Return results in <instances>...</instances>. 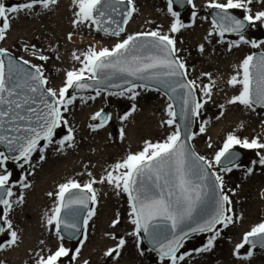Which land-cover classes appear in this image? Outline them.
Instances as JSON below:
<instances>
[{
    "label": "snow or ice",
    "instance_id": "6c2138e0",
    "mask_svg": "<svg viewBox=\"0 0 264 264\" xmlns=\"http://www.w3.org/2000/svg\"><path fill=\"white\" fill-rule=\"evenodd\" d=\"M71 2L75 9L74 26L90 22L97 25L98 30L116 37H119L124 29L118 22L112 21L111 13L121 15L117 5L126 3L127 9L122 13L123 23L126 24L136 10L134 0H71ZM179 2L180 0H168V12L175 18L169 28L171 33L189 26L181 23L178 13L173 11V3ZM186 2L191 4L192 0ZM255 2L256 0H226L221 3L212 0L209 5L219 10L216 13L214 26L221 37L226 32L239 34V39L230 42L229 47L240 43H251L253 47H258L255 40L249 41L243 34L248 26H254L258 21L264 26V10L255 14L251 12L250 6ZM260 2L264 3V0ZM56 3L57 0H26L21 4L6 6L3 0H0V21H2L0 40L5 39L6 32L11 28L10 21L15 18V14L30 13L37 5L49 9ZM234 9L244 11L242 19L231 13L230 10ZM192 15L195 16L196 13L193 12ZM104 17L115 23L116 27L111 29L103 27ZM209 35L212 33L210 32ZM178 52L174 37L158 30L128 35L111 49L96 50L90 47L82 54L83 58L73 53V59L78 60L81 67L66 73L64 84L58 92L51 87H45L47 81L42 66L33 64L31 67L34 71H29L10 57L7 66L4 60L0 59V144L6 145L9 152L8 155L0 152V169L4 168L8 160L23 161L27 164L32 153L36 151L41 153V160L45 159L44 148L54 143V130L68 123L62 116V110L67 112L68 106L77 99L75 94L68 95L70 89L83 90L95 87L96 96H99L104 91L101 85L114 77H119L125 85L130 86L111 94L123 96L130 93L129 98L134 99L138 95L135 89L145 88L148 85L146 83L137 85L133 80L127 79L131 77L135 80L160 84L167 90L166 94L171 93L182 101L179 113L174 110L171 103L167 105L169 119L163 121V124L175 125V130L164 140L156 143L145 141L142 150L129 153L121 162L114 164L112 170L101 176L99 181L88 173L90 179L83 184L75 179H68L58 185L55 193H48L49 196H55L56 203L50 214L45 213L46 223L52 225L55 222L57 236H60L61 228L69 238L79 231L76 219L81 208L88 209L87 215L83 217V226L87 227L89 220L95 214V208H88V204L91 202L95 205L97 202V191L93 187L96 183H107L128 194L132 216L130 222L134 226L131 234L139 237L143 232L154 245L153 250L158 252L162 260L166 259L168 264H180L185 261L190 253L180 250L184 242L194 234L214 233L203 247L194 249L195 252H205L213 247V242L220 234L217 225L226 228L234 222L233 215L230 214L233 212L232 202L229 195L224 192V178L211 169L214 165H221L220 171L227 173L239 167L237 162L239 154L233 151L236 145L244 149L261 150L257 151L258 163L264 165V142H260L258 137L249 140L230 132L211 160L197 155L191 149L188 141H191L195 135L190 131L193 118L200 115V110L207 101L201 103L196 100L194 92L200 86L196 85L195 81L186 79V65L177 55ZM0 54H6V49L0 48ZM38 59L45 61L48 57L39 55ZM23 64L28 65L30 61L23 60ZM239 67L243 70L242 79H238L239 73H237L227 81L230 86L239 85V92L226 103L244 105L249 109L254 105L264 107V52L260 53L259 57L246 56ZM85 73L88 75L86 76ZM214 83L213 81L212 84ZM201 91L210 99L212 85H204ZM80 99L83 101L85 98L80 97ZM87 99L94 100L95 97L89 96ZM220 108L223 109L224 105H220ZM132 110H135V105L132 106ZM177 115L184 123L183 129L176 124ZM107 118L106 114L98 111L91 119L93 121L99 119L100 122L89 127L93 130L101 128ZM72 131L69 128L68 134L57 142L60 145L59 151H63L64 147L73 146ZM199 131L201 133L205 131L203 124L200 125ZM41 141H44L43 147L40 146ZM247 171L252 172V169L249 168ZM10 177L11 172L7 170L0 174V206H2L0 223L3 225L0 226V233H7L8 236L0 243V249L5 246L11 247L19 239L17 231L13 230L9 213L16 204L23 201V197L18 200L11 199L13 192ZM23 179L21 177V181ZM22 186L27 188L29 185L24 183ZM208 207L210 210L205 211ZM118 223L119 219L112 221L113 226ZM83 242L80 241L81 244ZM125 243L124 238H119V243L114 248H109L104 255L113 257L115 254L118 257ZM245 244H250L252 247L259 245L264 249V221L244 233L242 242L236 245V250L243 248ZM79 252V247L75 252H71L61 243L55 251L47 256H41L37 264H60L61 258L69 256L75 260ZM252 255L253 252L249 250L242 259L246 260ZM84 264H87V261Z\"/></svg>",
    "mask_w": 264,
    "mask_h": 264
},
{
    "label": "rangeland",
    "instance_id": "374dc122",
    "mask_svg": "<svg viewBox=\"0 0 264 264\" xmlns=\"http://www.w3.org/2000/svg\"><path fill=\"white\" fill-rule=\"evenodd\" d=\"M59 0H57L58 2ZM63 10L62 15L58 19H51L46 21L45 15L42 13V7L39 5L35 6L30 13L21 12L19 14H15V18L11 19V28L6 32L5 39L0 40V48H4L7 51L14 54L16 57L21 58L23 60L30 61L31 65L42 66L43 75L47 81L45 87H51L55 90H59L60 87L63 86L65 81V76L68 71L73 69H78L81 67V64L78 60L73 59V53L81 56L83 58V53L86 52L90 47L97 49V46L94 43L81 44L79 47H76V44L69 42L66 34L71 35H82L89 38H94L101 44V48H109L111 49L117 42L122 41L127 38L128 35H133L139 32H150V31H161L162 33H166L176 40V48L179 49L177 55L181 58V60L186 65L187 70V78L188 80L195 81L196 85L200 87L195 89V93L197 96V101L204 103V107L200 110V115L195 117L194 125L192 133H195L193 139L190 141V144L196 154L205 156L207 159L211 160L215 155V152L223 145H216L218 139L213 138L210 135L211 128L215 127L217 122L220 120L224 114H221L222 110L217 112L218 107L214 102L218 99L217 94L211 95L209 99L207 96H204L201 89L204 85L211 84L214 81L213 78L208 77V71L199 67V63L202 65L200 60V55L205 54V58L208 59L213 57V53H209V47L202 48L199 41H192L188 39L189 30L193 27L194 21L199 18V24H205L208 30L212 33L219 43L223 45H229L230 42L236 41L239 39L238 35H227L224 34L221 37L214 23L210 19V17L205 13V9L209 8V5L212 3V0H204L202 2V6L197 11L193 9V0L192 3L187 5V8L180 12L174 5H172L173 11L178 13V19L181 23L185 25H189L188 27H184L180 29V31L176 33H171L169 31L170 25L175 19L171 13L168 12V0H134L135 12L128 19L130 21L138 20L140 23V27L136 26L132 30L126 31V24L124 27V32L119 36H111L104 33L101 30H98L94 24L86 23L79 26H74L73 20L76 19L74 15V5L71 0H61ZM6 6L17 5L26 2V0H3ZM218 2H226V0H218ZM252 14L260 10H264V3H261L260 0H256L251 6ZM235 14L243 17V10H230ZM195 12L196 15L193 16L192 13ZM50 17V16H48ZM2 23V21H0ZM67 32V33H66ZM65 33V43H67V47L63 45L61 40L62 34ZM244 36L247 40L253 41L255 40L258 44V47H253L251 43L245 44L240 43L239 45H233L229 47L232 51L235 48L241 49V62L243 59L251 55L255 50H264V26L261 25V22H256L254 26H248L246 31H244ZM199 42V45H198ZM199 46V48H198ZM208 51V52H207ZM223 51L222 50H219ZM219 52H215V55H219ZM207 54V56H206ZM39 55H45L48 57L47 60L41 61L38 59ZM204 59V57L202 58ZM240 73L243 77V70L240 68ZM207 74V75H205ZM87 76L88 74L85 73ZM203 78L204 80H202ZM136 89L143 92H152L156 94L159 99L164 100L166 104H169V99L163 94L161 91L156 90L154 88H140ZM135 89V90H136ZM104 91L110 93L112 97L117 95H113L111 93H117L119 91H110L104 89ZM77 96V99L73 102V104L68 106V111L64 112L62 110V116L65 120H67V125H61L57 129L54 130L53 141L54 143L49 144L44 149H53L55 147V142L61 140L65 135L68 134V129L71 128L75 133L79 130V124L81 121V115L83 111L82 103L88 104V106L93 105L97 97L96 90L89 92H81L74 93ZM69 96L73 95V93H68ZM94 96V100H88L87 97ZM129 94H125L123 96L119 95L118 98L123 101L124 98H129ZM80 97H84L85 99L82 101ZM118 109L126 110L127 104L118 101ZM111 105L100 108L98 111L106 110L108 112V119L106 123H104L103 127H106L110 135L117 140L121 139V129L117 123H111L109 121L110 117V109ZM250 111L254 119L257 122V128L255 130V137H258L260 142H264V108L260 106L254 105L252 109L246 108ZM97 111V112H98ZM167 119H169L167 115ZM94 124L99 123L98 120L93 121ZM203 124L205 131L201 133L199 131L200 125ZM175 130V125L167 126L164 129V133H157L151 138L142 139V143L145 141H150L152 143L160 142L166 138V136ZM251 140V139H249ZM44 141L40 142V146L43 147ZM211 145V147H209ZM216 145V146H215ZM143 148V146H142ZM141 148V150H142ZM234 148L239 149L243 152V158L238 163L239 167L233 168L231 172H221L220 168L217 165H214L213 171L217 174L223 176L224 178V192L229 195V198L232 202L233 212L230 213L233 215L234 222L229 224L226 228L222 225H217V228L220 229V234L217 236L216 240L213 242V247L205 252H195L194 249L198 247H203V245L207 242L208 238L214 233H203L193 235L189 240L185 241L183 247L181 248V252L190 253L189 256H186L185 261L180 262L189 263V264H264V249L258 247H250L247 244L244 245L243 248L236 250L232 254L227 255V245L230 241H233V236H238L237 244L242 242V238L245 232L249 231L254 225L264 221V165L258 163L257 149H244L239 145L234 146ZM0 152L1 149H0ZM34 153V152H33ZM64 159V158H63ZM253 161H257V163H253ZM24 166L23 161H6L4 168H2L0 174L4 173L5 170L11 172L10 177V186L12 188V192L15 194V198L18 200L21 197V177H24V168L20 165ZM251 168L252 172H248L247 170ZM80 179L77 181L81 184L83 181V174L78 175ZM126 199L129 203V211L131 213V206L128 199V194L125 193ZM94 207L96 210V204H90V208ZM0 214H2V206H0ZM95 214L92 216V218ZM91 218V219H92ZM115 216L113 219H117ZM132 219V216L130 215ZM89 220V222L91 221ZM120 220H125L124 217H120ZM245 222V224H244ZM123 224V222H121ZM89 224V223H88ZM3 226V225H2ZM120 226V225H119ZM124 226V225H123ZM134 228V226L132 225ZM53 229L55 232V237L59 239L60 244L62 243L66 248L70 249L71 252H75V249L79 247L80 252L82 246L84 245L80 243L81 240L85 241L86 234L88 232V225L85 228L83 226L82 233L77 241L68 242L64 238L61 239V236H57V229L55 226V222L53 223ZM8 238L7 233H1L0 235V243ZM135 241L139 242L140 245L144 248L146 253L149 255L144 256V260L148 264H168L167 260H162L155 252L151 251L142 241L141 234L139 237L136 236ZM225 243L223 245L219 244V242ZM236 244V245H237ZM220 247H222L220 249ZM9 247L5 246V248L0 249V254H3ZM236 249V246H235ZM249 250L253 252V255L248 259H242ZM80 252L76 256V259H71V256L61 258L60 263L62 264H79L78 260L80 259ZM219 254L218 259L215 261L209 262L212 260V256L215 254ZM4 255V254H3ZM224 255V256H223ZM113 261H107L106 264H111Z\"/></svg>",
    "mask_w": 264,
    "mask_h": 264
},
{
    "label": "bare ground",
    "instance_id": "6f19581e",
    "mask_svg": "<svg viewBox=\"0 0 264 264\" xmlns=\"http://www.w3.org/2000/svg\"><path fill=\"white\" fill-rule=\"evenodd\" d=\"M203 1L193 0L194 11L200 9ZM62 10V1L59 0L49 9H42V13L48 21L58 19L62 15ZM199 20L197 18L194 21L193 27L189 30L188 39L199 41L202 45L200 49L207 48L208 50L209 47L207 54L213 53V57L208 56V59L205 58V54H201L199 58L202 65L199 63L198 66L207 70L208 77L213 78L215 82L212 95L217 94L218 99L216 101L215 98L214 102L217 106L224 105L223 109L220 106L217 109V112L222 110L224 116L220 118L215 127L208 131L213 138L218 139L216 145L223 144L230 132L240 138L252 139L255 137V130L258 126L256 119L244 105L226 103L239 92V85L233 87L228 85L227 81L237 73H239L238 79H242L239 67L241 49L235 48L231 51L229 45L219 43L214 36L209 35L210 31L205 24H199ZM136 26H141L138 20H128L126 31ZM66 35L69 42L76 44V47L81 44L94 43L97 49H101V44L94 38L71 35L69 39V34ZM61 37L63 45L67 47L64 39L65 33ZM222 49L223 51L219 52ZM215 52H219V55H215ZM135 91L138 95L134 99L124 98L125 101L115 99L119 95L112 97L106 91H102L99 96L95 95L97 99L93 105L81 104L83 111L79 130L72 133L74 142L71 148L64 147L63 151H59L60 145L55 142L53 149H44L45 159L43 160L40 159L39 151L32 153L29 158L30 162L23 166L24 179L21 183L23 201L16 204L9 213L13 230L17 231L19 239L3 253L4 255L0 254V262L3 264H37L41 256H47L55 251L60 241L55 237L53 224L46 223L45 213H51L56 200L54 195L49 196L48 193H55L58 185L68 179H80L78 176L80 174H83L84 182L90 179L88 173L99 181L101 176L112 170V166L121 162L129 153L140 151L144 145L142 139L151 138L157 133L160 134L161 131L164 133V129L168 126L163 124V121L167 120L168 104L152 92L145 93L138 89ZM118 101L127 104L126 110L118 109ZM109 104L112 106L109 121L110 124L117 123L120 127V140L112 137L106 127L96 130L89 127L94 124L91 121L93 114ZM133 105H135L134 111L132 110ZM24 183L29 186L24 188L22 186ZM93 187L97 191L95 216L88 224V232L78 263L84 264L87 261V264H106L111 260L113 261L111 264H148L144 256L149 255L140 243L135 241L136 236L131 234L134 228L130 222L131 213L125 193L107 183H96ZM11 199L17 200L14 193ZM115 216L118 217L119 223L113 226L112 221L116 220L113 219ZM120 217H124L125 220L121 221ZM119 238H124L126 241L120 249V255L116 257L113 254V257H106L104 253L109 248H114L119 243ZM233 238V241L227 245V255L236 251L238 236H233ZM224 243L225 241L219 242L221 245ZM218 257L219 254L216 253L209 262L215 261Z\"/></svg>",
    "mask_w": 264,
    "mask_h": 264
},
{
    "label": "water",
    "instance_id": "95a60500",
    "mask_svg": "<svg viewBox=\"0 0 264 264\" xmlns=\"http://www.w3.org/2000/svg\"><path fill=\"white\" fill-rule=\"evenodd\" d=\"M173 5L180 11H184L186 8H187V5L188 3L186 2V0H180L179 3H173ZM117 8H118V11L121 13V15H116L115 13H111V18H112V21H116L120 24V27H122L124 29V25L125 23H123V15L122 13L127 9V4H120V5H117ZM219 10L218 9H214L212 7H209V8H206L205 9V13L210 17V19L214 22V20L216 19V13L218 12ZM231 13L235 16H237V18H243V17H240L239 15L235 14L234 12L231 11ZM103 20V27H106V28H115L116 27V24L115 23H112L111 21L108 20L107 17H104L102 18ZM97 26V25H96ZM98 27V26H97ZM247 29V28H246ZM102 31V30H101ZM124 32V31H123ZM121 32V34L123 33ZM105 33V32H104ZM120 34V35H121ZM224 34H233V35H237L238 33H233V32H226ZM264 51H254L251 55L255 56V57H259L260 53H262ZM9 57L11 59H13L18 65H21L23 66L24 68L28 69L29 71H34V69H32L31 65L28 64V65H24L23 64V60L14 56L11 52L9 51H6V54H0V59H3L4 62H5V65L7 66V63H8V59ZM127 79H130V80H133L134 83H136L137 85L141 84V83H146L149 87H153L155 89H158L160 90L161 92H163L170 100L171 104L173 105V108L174 110L179 113L180 111V105L182 103V101L179 100L178 97H175L173 96V94L169 93V94H166V89L160 85V84H157L153 81H141V80H135L131 77H127ZM187 79V78H186ZM188 80V79H187ZM88 83H92L91 81H88ZM112 85H120L121 87H115V86H112ZM127 86H130V85H125L124 84V81L122 79H120L119 77H114L112 78L110 81H106L105 84L101 85V87H103L104 89H109V90H112V91H121L123 87H127ZM96 88L93 87V88H88V89H83V90H76V89H70V92L71 93H77V92H87V91H93L95 90ZM170 96H173V98H170ZM194 96L197 100V96H196V93L194 92ZM38 100V98H37ZM49 100L51 101V98H49ZM104 114H106V116L108 117V112L106 110H101ZM177 119V124H179L181 126V129L184 128V123L181 121L180 119V116L177 115L176 117ZM194 119L193 118V122H192V125H191V133H192V130H193V125H194ZM99 121V119H98ZM100 122V121H99ZM188 144L189 146L191 147V149L193 150L192 146L190 145V141H188ZM0 148L1 150L6 154L8 155L9 152H8V148L6 145H3V144H0ZM194 151V150H193ZM233 151L237 152L239 155L237 157V162H239L242 158H243V152L239 149H236V148H233ZM195 152V151H194ZM196 153V152H195ZM15 155H18V153H15ZM12 161V160H10ZM230 166V165H229ZM218 168H221V165H217ZM212 171V169H211ZM90 204L91 202H89L88 204V208H90ZM87 208H81L80 212H79V216L78 218L76 219V222L77 224L79 225V231L76 232V234L72 237V238H69L68 235L63 231V228H61V231H60V235L66 239L68 242L72 243V242H75L81 232H82V228H83V217L87 215ZM210 210V207L206 208L205 211H209ZM0 226H2V223H0ZM1 234V233H0ZM199 234H203V233H199ZM195 235V234H194ZM141 237H142V240L143 242L152 250L154 251L155 253L158 254L157 251L153 250L154 248V245L151 244L149 242V239L148 237L143 233L141 232ZM249 246H252L250 244H247ZM259 247V245H257ZM159 255V254H158ZM62 264V263H60Z\"/></svg>",
    "mask_w": 264,
    "mask_h": 264
}]
</instances>
